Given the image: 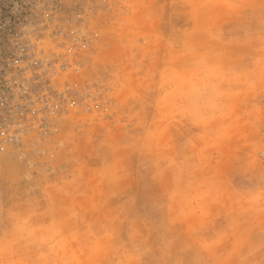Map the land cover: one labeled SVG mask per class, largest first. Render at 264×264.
<instances>
[{
	"label": "rangeland",
	"instance_id": "374dc122",
	"mask_svg": "<svg viewBox=\"0 0 264 264\" xmlns=\"http://www.w3.org/2000/svg\"><path fill=\"white\" fill-rule=\"evenodd\" d=\"M88 1L77 79L102 96L65 116L49 157L0 154V264H264V198L238 202L264 192V0ZM193 50L224 73L195 126L161 103Z\"/></svg>",
	"mask_w": 264,
	"mask_h": 264
},
{
	"label": "built area",
	"instance_id": "2783aa9c",
	"mask_svg": "<svg viewBox=\"0 0 264 264\" xmlns=\"http://www.w3.org/2000/svg\"><path fill=\"white\" fill-rule=\"evenodd\" d=\"M96 12L88 0H0V154L49 157L65 116L102 96L77 79Z\"/></svg>",
	"mask_w": 264,
	"mask_h": 264
},
{
	"label": "clouds",
	"instance_id": "9594fccd",
	"mask_svg": "<svg viewBox=\"0 0 264 264\" xmlns=\"http://www.w3.org/2000/svg\"><path fill=\"white\" fill-rule=\"evenodd\" d=\"M160 2L162 3V0ZM167 2L168 0H163L162 4ZM194 2L212 4L222 9L234 7L230 0H171L173 5L177 3L189 5ZM151 3L156 4L157 0H151ZM156 10H160L159 6ZM83 34L82 30L73 27L71 35L74 39ZM171 71L169 78L171 88L161 103L174 118L195 126L205 118L204 111L211 106L213 96L219 95L217 89L220 83L224 82L222 66L209 52L193 50L178 56ZM163 181L164 178L161 176L160 182ZM262 198L264 192L249 193L246 197L241 195L238 202L241 206L244 204L251 206L259 204ZM193 204L195 207L188 214L193 219L199 210L208 207L203 197L194 199Z\"/></svg>",
	"mask_w": 264,
	"mask_h": 264
}]
</instances>
